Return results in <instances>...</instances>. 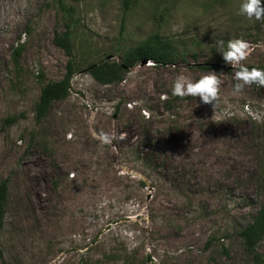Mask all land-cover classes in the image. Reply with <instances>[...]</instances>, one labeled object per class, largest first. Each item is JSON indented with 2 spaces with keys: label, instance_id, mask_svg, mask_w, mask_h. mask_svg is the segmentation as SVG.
Returning a JSON list of instances; mask_svg holds the SVG:
<instances>
[{
  "label": "rangeland",
  "instance_id": "obj_1",
  "mask_svg": "<svg viewBox=\"0 0 264 264\" xmlns=\"http://www.w3.org/2000/svg\"><path fill=\"white\" fill-rule=\"evenodd\" d=\"M66 2L76 71L37 121L41 89L65 73L53 39L67 20L55 0H0V264H255L238 233L264 207V124L238 112L264 111V88L234 85L241 66L264 69V21L239 15L241 0ZM154 33L177 46L175 61L136 62L110 84L86 71ZM237 38L250 46L242 64L204 66ZM210 72L222 81L214 118L171 95L178 75ZM210 146L232 149L231 165ZM256 252L264 260V237Z\"/></svg>",
  "mask_w": 264,
  "mask_h": 264
},
{
  "label": "trees",
  "instance_id": "obj_2",
  "mask_svg": "<svg viewBox=\"0 0 264 264\" xmlns=\"http://www.w3.org/2000/svg\"><path fill=\"white\" fill-rule=\"evenodd\" d=\"M67 20L66 29L62 33L55 35L53 43L61 48L68 57L65 67V73L62 79L46 84L42 89L37 103L34 106L35 118L37 121L43 119L52 103L56 100H62L67 97L71 90V79L76 71V63L72 57L71 40L73 37L75 20L73 18V8L69 6L66 0H55ZM73 23L74 26H70ZM177 46L170 40L164 38L158 33L152 34L145 41L138 44L135 49H131L120 54L119 61L101 60L98 63H90L86 71L100 84H110L122 79L123 75L131 69L136 62L141 60L151 61L155 65H164L173 62L179 57ZM20 49L13 50L15 63H18ZM225 61L220 56L216 64L204 65L205 67L217 68ZM249 68V67H248ZM254 68L250 67L249 69ZM261 69V68H258ZM264 70V69H261ZM7 201V183H0V229L3 226L4 207ZM245 250L252 255L255 264H264V260L256 252L257 244L264 237V207L254 216L252 222L244 227L238 233ZM82 264H97L91 262H82Z\"/></svg>",
  "mask_w": 264,
  "mask_h": 264
},
{
  "label": "clouds",
  "instance_id": "obj_3",
  "mask_svg": "<svg viewBox=\"0 0 264 264\" xmlns=\"http://www.w3.org/2000/svg\"><path fill=\"white\" fill-rule=\"evenodd\" d=\"M238 14L249 20L264 21V5H262L261 0H241ZM249 47L247 41L239 38L228 40L226 45L223 40L218 42V52L221 53L225 63L233 67L242 64L247 59ZM235 80L234 94L241 93L245 86L252 84L264 88V70L241 66L235 73ZM221 83L222 81L214 72L203 75L195 81L184 75H178L173 82L171 95L180 98H199L201 103L213 107L214 115L212 118H214L220 103ZM238 114L241 118L250 116L257 123L264 124V111H253L245 107ZM231 115V112L221 114L222 118H230ZM99 135L104 142H109L110 138L106 133Z\"/></svg>",
  "mask_w": 264,
  "mask_h": 264
},
{
  "label": "bare ground",
  "instance_id": "obj_4",
  "mask_svg": "<svg viewBox=\"0 0 264 264\" xmlns=\"http://www.w3.org/2000/svg\"><path fill=\"white\" fill-rule=\"evenodd\" d=\"M209 149L212 150V151L214 149H216L215 151L212 152L213 153L212 154V161L214 163H219L220 164V162H221V163H223L224 166L231 165V161H233L232 157H233V154H234L232 149L230 150V148H228V147L226 149H223V148H219V147H215V146L214 147L210 146ZM224 150H228L229 153H227V154L224 153L225 152Z\"/></svg>",
  "mask_w": 264,
  "mask_h": 264
},
{
  "label": "water",
  "instance_id": "obj_5",
  "mask_svg": "<svg viewBox=\"0 0 264 264\" xmlns=\"http://www.w3.org/2000/svg\"><path fill=\"white\" fill-rule=\"evenodd\" d=\"M140 64H141V65L146 64V60H142V61H140Z\"/></svg>",
  "mask_w": 264,
  "mask_h": 264
}]
</instances>
